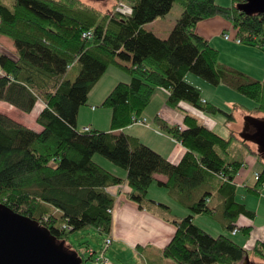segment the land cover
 Returning a JSON list of instances; mask_svg holds the SVG:
<instances>
[{"label": "trees", "instance_id": "1", "mask_svg": "<svg viewBox=\"0 0 264 264\" xmlns=\"http://www.w3.org/2000/svg\"><path fill=\"white\" fill-rule=\"evenodd\" d=\"M87 1L0 0V36L8 37L14 47L13 53L0 51V100L23 112L43 105L35 118L39 131L0 113V203L66 242L69 233L89 226L110 232L107 210L115 198L108 187L125 183L128 198L142 206L155 174H163L166 181L157 184L190 211L173 221L163 257L176 264H238L248 255L264 263V238L247 249L225 234L213 236L193 221V214H217L209 203L216 194L223 198L224 227L244 235L250 232V225L239 226L233 219L255 217L235 200V180L247 159L261 167L253 185L244 187L256 195L264 188V161L252 142L234 130L222 137L187 113L176 126L156 116L158 128L185 148L180 161L172 163L122 131L142 118L157 88L167 92L171 107L185 103L205 114L221 112L185 80L188 72L211 85L233 88L254 102L253 112L264 115V81L221 63L217 49L196 31L201 21L219 17L241 43L264 48V14L239 11L236 4L244 0H231L229 6L215 0H126L128 14L119 9L104 13ZM174 2L182 11L166 38L144 29L145 23L166 15ZM84 32L90 36L82 38ZM110 65L129 77L128 82L116 83L101 103L111 109L110 129L77 128L79 108ZM225 115L229 126L233 113ZM233 140L244 150L239 159L230 154ZM97 153L124 169L126 178L96 163ZM90 260L82 257L83 264Z\"/></svg>", "mask_w": 264, "mask_h": 264}, {"label": "rangeland", "instance_id": "2", "mask_svg": "<svg viewBox=\"0 0 264 264\" xmlns=\"http://www.w3.org/2000/svg\"><path fill=\"white\" fill-rule=\"evenodd\" d=\"M7 1V0H5ZM217 4L222 6H229L231 4V0H215ZM88 3L95 6L97 9L104 13H108L111 11H115L116 9L121 10L122 12L128 14L130 12V6L126 0H89ZM182 11V7L177 3L174 2L172 5V8L170 11L162 16L154 19L153 21L147 22L143 25L144 29L153 32L155 35H157L160 38H166L169 35V32L171 31L172 27L175 24V21L179 18ZM219 17H215L214 20H217ZM206 22V21H204ZM200 22L197 27L202 28V30L209 35L211 33V27L208 26V23ZM228 25V24H227ZM198 31V30H197ZM225 33L229 34L230 36L232 34L231 27L228 25V27L225 30ZM216 38L219 39L221 42H226L221 33H216ZM234 34V33H233ZM88 38L89 36H84L82 34V38ZM214 39V40H215ZM0 42H3L0 46V51H6V52H14V47L11 42V40L8 37L0 36ZM229 46H234L235 51H224V47L222 46L219 61H224L226 63H229V65L232 68L234 66L242 67L244 70L248 71L250 77L252 78H258L260 80H264V51L259 50L258 48H255V46L241 44V45H233L232 43H227ZM218 45H224V43H219ZM235 46L242 47L243 51H239L240 49ZM264 49V48H262ZM229 50V49H228ZM256 50V51H253ZM222 63V62H221ZM236 69V68H235ZM238 70V69H237ZM74 71V70H73ZM189 76H192L197 80V83L195 84L201 91V96L207 99L208 101H211L213 103H216L221 108V112H217L215 114H205V116L209 118H214L211 122L208 120H204V117L198 115V121L202 124L205 123L207 125H211V127H214V131L221 135L222 137H228L230 130H234L236 132V135L240 137V133L244 128V121L245 117L247 116H253L256 118H264V115L262 113H256L253 112V107L255 106L254 102L250 100L249 98L245 97L244 95L238 93L236 90H234L231 87H228L224 84L219 85H211L208 82H206L204 79L190 73ZM120 75H127L122 72L118 67L110 65L107 70L104 72L103 76L99 80V83L96 85L93 93L94 100L98 99L101 94V86L107 81L110 80L111 82L113 79H118ZM103 82V83H102ZM102 83V85H101ZM194 85V84H193ZM97 88V89H96ZM89 98L91 99V95H89ZM100 102L99 104L90 103V101L87 103V105L83 106V108H86L85 117H92L96 116V118L102 123L107 122L108 119L105 118L103 110H109L106 107H102ZM94 105L96 108L95 113L91 111V106ZM151 106V105H150ZM40 103H37L36 107L33 109V111L30 112H23L20 109L16 108L15 106L0 100V113L8 115L9 117L21 121L24 125L28 126L31 129H34L36 131L40 130V126L36 123L35 118L36 114L39 111ZM110 111V117H111V109ZM232 112L234 116V120L231 122V124L228 126L225 124V120L227 119V116L225 113ZM82 116V117H84ZM110 124V120H109ZM133 124H138L134 122ZM37 127L38 129H35ZM81 129V126L78 127ZM85 128H91V127H85ZM152 132L160 133L162 134V131L154 124L152 125ZM131 133L134 134H140V135H147L148 133H151L150 130L140 128V127H132L129 130ZM148 132V133H145ZM163 135V134H162ZM143 137V136H142ZM240 142L237 140H233V142L230 145V154L233 158H241L242 154L239 152L240 148ZM98 159H104L100 154H94ZM93 156V159H94ZM108 160V159H104ZM109 161V160H108ZM97 162V161H96ZM111 162V161H109ZM112 163V162H111ZM100 164V163H99ZM113 164V163H112ZM249 164V163H248ZM102 166V164H101ZM117 166V165H115ZM106 170H108L105 166ZM118 167V166H117ZM261 165L257 163L253 167V169L249 172L247 176V181L245 184L252 185L254 178L255 171H258L260 169ZM120 168V167H118ZM244 170L248 169V165L243 167ZM154 184H157V180L154 179L152 182ZM150 187V186H149ZM151 190V189H150ZM148 188L149 194L147 195V201L145 204L147 206L153 205L151 200V193ZM262 192H259V195L248 193L246 188L244 186H239L236 192V197L238 200L243 201L247 208L249 209H256L258 213H256L254 218V231L251 233L250 239L257 238L258 235H260L257 231L259 229H262L264 225V188H261ZM115 202V201H114ZM114 209V204H113ZM178 210L182 211V207H178ZM114 211V210H113ZM186 211V210H185ZM183 212V211H182ZM190 212H186L187 215ZM222 210L217 212V214L214 217H207V215H204V218H208L206 220L197 218L196 214H193L195 218V221L199 223L200 225H203L204 227H207L209 230V233L213 236L218 234H225L228 237H232L235 241H241L244 245V243L247 242V237H243L242 233L238 231L236 236H233L231 234V231L227 230L224 227V224L226 223L224 218L221 215ZM113 213L111 214L112 218ZM182 215V217L184 216ZM249 220H246V222ZM208 222V223H207ZM195 223V222H194ZM196 224V223H195ZM212 224V226L207 225ZM198 225V224H196ZM199 226V225H198ZM261 227V228H256ZM200 227V226H199ZM111 232H112V222H111ZM109 236L108 233H99L94 227H85L81 230L73 231L68 234L67 240L65 242V247L68 249H73L79 251V253L82 255L83 258H86L87 255L91 258L89 261V264H94L95 259L102 254L105 258V262L101 264H105L106 262L112 263V264H142L141 258L137 255H135V251L131 249L128 245L125 243H121L119 240H114L113 235H111V241L109 243L106 242V238ZM142 243V242H141ZM89 251L91 254L89 255ZM81 257V258H82ZM166 260V263H163V261H159L158 264H176L171 259L163 258ZM250 261L254 264H264L263 261H261L259 258H256L254 256H250ZM159 260V259H156ZM168 262V263H167Z\"/></svg>", "mask_w": 264, "mask_h": 264}, {"label": "crops", "instance_id": "3", "mask_svg": "<svg viewBox=\"0 0 264 264\" xmlns=\"http://www.w3.org/2000/svg\"><path fill=\"white\" fill-rule=\"evenodd\" d=\"M214 18L215 17L205 19L202 21V22L206 21L204 23H208L207 25L212 28L211 33H209V35H207L202 30V28H200V27H196V31L198 30L197 32L199 34H201L202 36H204L208 39L209 44L212 47H214L215 49H217V51L219 53V57H220V52H221L220 48H222V46L224 47V51H231V50L235 51L234 46H229L227 43H232L233 45H241L242 43L237 44L234 42L235 38L233 35V31L231 34L233 36L229 35L230 36L229 40H225L223 38L226 42H221V41H219V39H215L216 35H217L216 33L219 32V33H221V35H222V33H225V30L229 24L221 18H217V20H214ZM2 43L3 42H0V46ZM219 43H224V45H218ZM235 47H238L240 49L239 51H243V49H244V48L242 49V47H240V46H235ZM255 48H258L259 50L264 51V49H262L258 46H255ZM253 51H256V50H253ZM126 62H128V64L131 63L130 60L129 61L127 60ZM221 62L225 65H229V63H226L224 61H221ZM232 66L234 68L246 73L247 75H249L248 71L244 70L242 67H238V66H234V65H232ZM249 76H251V75H249ZM184 78L187 82H189L191 84L195 85L197 83V80L195 78H193L192 76H189V73H186ZM254 79L260 80L256 77ZM263 79H264V77H263ZM99 80L95 84V86L91 89V91L89 92L87 103L90 101V103L92 102L94 104H99L100 102L103 101V99L111 91V89L115 86L116 83H118L120 81L128 82L129 77H128V75H127V77L125 75H120L118 79H113L112 82L110 80H107L103 85H102V83H103L102 82L101 83L102 88H101L100 97L98 99L94 100V98H93L94 92L93 91H94L96 85L99 83ZM261 81H264V80H261ZM89 95H91V99L89 98ZM166 98H167V92L161 88H157L154 91V94L152 96L150 103L145 108V110L142 114V118H145L147 125L132 124V125H129V126L123 128L122 131H124L128 135H132V136L136 137L140 142L148 145L149 147H151L152 149H154L155 151L160 153L163 157L168 159L170 162L178 163L180 161L181 157L183 156L184 152H185V148L179 142L173 140L169 135H167L162 130L161 131H162L163 135L160 133L152 132V130H153L152 125L155 124L154 118L157 116V117L163 119L170 126L181 125L183 122V117H184L185 113L196 117L197 120H199L197 117L198 115L204 117V120H208L209 122L214 120V118H209V117L205 116L202 112H200L198 109L194 108L193 106H191L189 104L181 103L179 107H171L167 104ZM202 99L208 103H212L214 105L219 106L216 103L208 101L204 97H202ZM87 103H86V105H87ZM36 105H35V107H36ZM42 107H43V105L40 103L39 110ZM95 108L96 107L94 105H92L90 110L93 111V113H95V112H97ZM109 110H103L104 116L106 119H108V121L106 123L105 122L101 123L96 118V116H94L95 114L92 117H85L84 115L86 112V108H83V106H81L79 108L77 119H76L77 128L81 126V129H83V128L89 126L91 128H96V129H100L103 131H108L110 129V124H109L110 111ZM82 116H84V117H82ZM16 121H18V120H16ZM19 123H21V121H19ZM21 124H23V123H21ZM202 125L210 128L214 131V127H211L210 124L207 125L205 123H202ZM132 127H137V128L140 127V128L148 129V130H150L151 133L145 132V133H148L147 135L134 134V133H131L129 131L130 128H132ZM35 129H38V128L35 127ZM243 151L244 150H243L242 146H240V148H239L240 154H243ZM104 159H101V158L98 159L96 156H94V161L95 162L97 161L96 163H98V164L100 163L99 165L102 164V166H105L108 169V171H110L111 173H113V174H115V175H117L123 179L126 178V171L124 169L118 168L117 166H115L114 164L109 162L108 160H104ZM247 161L249 163L248 169L240 170V172L237 175V178L235 180V182L237 184V186L235 188L236 192H237V189L239 186L247 185V184H245L247 181V176H248L249 172L253 169V167L255 165H257V161H255V159H253V158H249V159H247ZM255 172H257V171H255ZM155 179L157 181L165 182L167 178L163 174H155ZM253 181H254V179H253ZM206 188L212 190L211 185H207ZM126 190H127V186L125 183H123L120 186H110L107 188V191L115 198L114 209H113L114 211H113V215L111 218L112 219L111 220V222H112L111 234L113 235V239L119 240L121 243H125L131 249H133L135 251V255H137L141 258L142 264H158L159 261H163V263H166L165 262L166 260L162 259L163 256H162L161 250H162L163 246L166 245L170 241V239L173 235L174 228H175L173 221L177 217H182V215L186 214L187 211L188 212H190V211L184 205H182V204L178 203L176 200H174V198L170 196L167 188H165L163 186H159L158 184H154V183L150 184V187H149V190L151 193L150 197H151V199H153L152 200L153 205H150V206H147L145 204V202L142 204V206H140L138 203L132 201L131 199L128 198L127 194L125 193ZM201 191H202L201 189L195 191L194 195H192L193 196L192 201L193 200L195 201L197 199V197L199 196ZM215 192H216V190L213 188V193H215ZM260 192H262V191L260 190ZM148 194H149V192H148ZM222 199H223L222 196H218L216 194H213V197H211L209 200V203L211 205L216 206L217 212L221 211ZM235 200L239 203H243L247 207V205L243 201L237 199L236 194H235ZM160 204H162V205H160ZM178 207H182L183 212L178 210ZM250 210L254 211L255 215H256V213H258V211H256V209H254V210L250 209ZM188 214H190V213H188ZM196 215H197L196 216L197 218H201L204 220L208 219V218H204L205 214H196ZM184 216H186V215H184ZM208 216L209 215H207V217ZM196 217L193 216V221L196 224H198L201 228H203L204 230L209 232L210 229H208L207 227H204L203 225H200L199 223H197L195 221ZM209 217H211V216H209ZM246 220H248V219L245 216L239 215L238 217H235L233 219V222L235 224H238L239 226H243V225H250L251 226V230L247 235H244L241 232L242 236L244 238L247 237V239H248L250 237L251 233L254 231V219L249 220L247 222H246ZM210 225L212 226V224H210ZM210 225L208 224L207 226H210ZM262 227H263L262 229H259L257 231L260 235H258L257 238L250 239V240L248 239L247 242L244 243V245L241 241H235V240L234 241L237 242L238 244L242 245L243 247L250 249L253 247L256 240L264 238V225ZM256 228H261V227L255 226V229ZM237 233H238V231L236 233L231 232V234L233 236H236ZM230 238L232 239V237H230ZM163 258H165V257H163ZM156 259H159V260H156ZM105 264H112V263L106 262Z\"/></svg>", "mask_w": 264, "mask_h": 264}, {"label": "water", "instance_id": "4", "mask_svg": "<svg viewBox=\"0 0 264 264\" xmlns=\"http://www.w3.org/2000/svg\"><path fill=\"white\" fill-rule=\"evenodd\" d=\"M236 8L246 15L264 14V0H244ZM240 138L252 142L264 161V118L245 117ZM0 264H83L65 240L57 241L32 218L0 203ZM238 264H254L245 255Z\"/></svg>", "mask_w": 264, "mask_h": 264}, {"label": "built area", "instance_id": "5", "mask_svg": "<svg viewBox=\"0 0 264 264\" xmlns=\"http://www.w3.org/2000/svg\"><path fill=\"white\" fill-rule=\"evenodd\" d=\"M83 35L84 36H90V32H84ZM222 36H223V38L225 40H229L230 39V36L227 33H222ZM234 42L237 43V44H240L241 43L239 38H235L234 39ZM135 122L138 123V124H140V125H147V122H146L145 118L137 119V120H135ZM83 130H88V128H83ZM257 177H258V173L255 172L254 173V178L257 179ZM107 211L110 214H112L113 213V207L109 208ZM236 231L237 230L234 229L232 232L235 233ZM108 234H109V236L106 238V242L107 243H109L111 241V235H112L111 234V230H110V232H108ZM90 254H91V252L89 251V255ZM95 260L96 261H95L94 264H101V263H104L106 261L105 258H104V256H102V254H100Z\"/></svg>", "mask_w": 264, "mask_h": 264}]
</instances>
